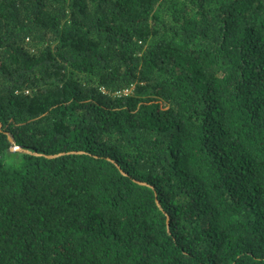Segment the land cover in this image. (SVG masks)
Segmentation results:
<instances>
[{"label":"trees","instance_id":"1","mask_svg":"<svg viewBox=\"0 0 264 264\" xmlns=\"http://www.w3.org/2000/svg\"><path fill=\"white\" fill-rule=\"evenodd\" d=\"M0 123V264H264V0H0Z\"/></svg>","mask_w":264,"mask_h":264},{"label":"water","instance_id":"2","mask_svg":"<svg viewBox=\"0 0 264 264\" xmlns=\"http://www.w3.org/2000/svg\"><path fill=\"white\" fill-rule=\"evenodd\" d=\"M0 130H2V124L1 123H0ZM9 139L12 143L11 150H19V149L22 150V148L14 141V139L11 136L9 137ZM144 184H146V183H144ZM158 205H159V207H161V204L159 202H158Z\"/></svg>","mask_w":264,"mask_h":264}]
</instances>
